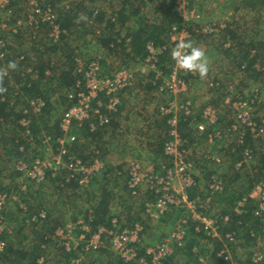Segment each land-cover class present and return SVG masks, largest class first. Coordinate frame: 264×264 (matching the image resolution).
Returning <instances> with one entry per match:
<instances>
[{"label": "built area", "instance_id": "1", "mask_svg": "<svg viewBox=\"0 0 264 264\" xmlns=\"http://www.w3.org/2000/svg\"><path fill=\"white\" fill-rule=\"evenodd\" d=\"M74 1L65 0L58 6L64 7L66 10H74L75 6L72 4ZM204 1H176V11L182 18V25L200 22L201 15L196 9L190 7L196 8V5ZM16 9L20 13H17ZM110 21L113 22L114 19H110ZM89 24L92 27L94 37H100L101 29L106 26L105 23L96 25L92 24L91 21ZM43 30H45L44 37L48 39L45 42L51 41L53 44L60 41L61 34H66L57 24V10L54 6L43 4L38 0H0V68H5L9 58H12L13 46L11 41L21 37L24 33L29 42L36 43L39 50H44L42 43H39L40 33ZM194 32L206 36L217 32V29L209 24H203ZM191 37L192 34L186 29V26H182L180 30L173 26L167 32L168 42L166 46L159 47L148 41L144 47V57L140 61L142 66L140 74L148 77L146 83L155 87L159 94L166 92L171 97L156 107L159 117L167 118L168 130L163 144V154L166 160L158 165L150 164L146 167H142L137 161H131L126 164L124 170L115 172L118 179L125 175L126 187L131 196H138L140 187H145L147 191L145 202H151L149 204L144 202L146 204V209L144 205L145 216L154 220L164 215L168 207H181L183 203H187V200L190 199L186 192L195 186V180L192 176L194 165L189 160V145L180 135L178 122L179 116L189 117L193 115L194 111L193 105L187 97L190 89L182 78L183 75L190 72L179 69L174 61L168 71L165 72L161 64L162 54L167 48L174 47L178 38L188 39ZM131 41L132 38L129 33L117 31L108 50L116 53L121 50L122 46L129 47ZM101 60L102 58L98 56L92 60L83 61L84 63L81 62L82 60L76 59L77 65L74 68L76 79L73 83L76 97L72 94L69 95V98L74 102L59 120L60 135L58 137L53 138L50 134L43 135L38 139L33 137L30 130L31 122L26 116L30 112L38 113L44 106V102L41 98L27 101L28 106L23 109V117L18 122L21 127V135L30 144H34V140H38L42 149L50 151V158L48 159L44 157H34L28 160L21 158L12 162V170L32 184L42 185L48 177H51L56 180V185L61 189H67L73 184L78 188L86 189L100 174L103 166L99 161V150L94 149L91 157L84 161L82 158L73 155L70 151V144L68 143L67 147L66 141L72 133L73 126L79 129L82 124L89 120H92L88 123L90 133L106 131L110 121L108 119L119 111L121 93L136 85L135 74L130 69L122 66L113 68L109 72H103ZM15 61L19 66L14 73H19L21 77L28 75L31 79L37 77L38 72L34 71V65L30 66L31 60L25 53L19 52ZM44 74L48 76L50 73L46 71ZM3 86L7 91L1 95V100L22 94L19 91L22 84L13 81L10 71L4 79ZM207 87L209 90H215L219 89L221 85L219 82L212 81L207 84ZM260 98L261 95L257 94V89H254L244 98H227L225 104L232 112L231 121L226 126L207 133V141L212 143L214 140L230 139L229 144L244 146L249 136L257 138L260 130L264 128V117H260L256 121V111ZM71 100L70 102H72ZM12 102L11 104H13ZM201 118L202 122L197 123L194 128L198 134L208 132L210 127L217 124L218 109L212 105L206 106L202 111ZM200 156L202 160L205 159L213 164L221 163V158L215 154L202 152ZM252 160L251 151L244 149L241 161L235 164V169L239 170L243 166H248ZM175 180H178L181 190H176L172 186ZM222 184L223 181L217 174L210 176L205 197L202 199L197 196L188 203V210L195 209L197 214L190 212L189 218L176 221L170 234L162 238L157 244L145 248L142 255H139L138 248L143 246L140 244L143 226L140 223H134L128 227L118 226V220L114 217H112L109 228L100 226L95 231L89 225L90 216L87 220L79 217L75 221L56 229L52 235L46 236L45 240L52 241L66 253L76 252L78 257L72 259L70 264H81L84 256L88 253L98 252L106 247L112 250L116 257L125 264L131 262L136 264H163L174 253L175 248L184 246L189 225H193L195 232H204L208 238L216 242L217 248L213 247L210 250L211 252L216 250V257L223 260L224 264H245L233 258V247L236 245L238 237H241L245 232H249L252 238L254 235L257 236L252 228V223L246 220L249 213L251 218L258 223L260 232L264 234V173L252 191L236 200L232 210L234 215L240 219L234 227L230 226L229 215L213 217L208 213L211 210L213 196L224 189ZM20 189L24 191L25 185L23 184ZM7 201V196L0 193L1 213L5 212L3 210L6 208ZM29 217H31L29 220L31 223L37 222L39 219L43 221L46 218V211L41 209ZM4 233L10 234L11 230L5 225V217L1 214L0 236ZM218 246L221 247L218 249ZM2 250L3 246L0 242V253ZM193 252L196 253V249H193ZM206 258L201 256L198 261L201 264H207ZM40 259L39 264H41ZM246 261L249 264L264 263V251L253 248L246 257Z\"/></svg>", "mask_w": 264, "mask_h": 264}, {"label": "rangeland", "instance_id": "2", "mask_svg": "<svg viewBox=\"0 0 264 264\" xmlns=\"http://www.w3.org/2000/svg\"><path fill=\"white\" fill-rule=\"evenodd\" d=\"M247 1L248 0H205L204 2L196 5V8L194 6L190 7L196 9L199 15H201L200 22L190 23L191 34L193 35L190 38V40L195 42L196 45L200 46L204 50H207V55L209 56L210 59V71L205 79H201L197 74L194 73L191 74L193 76L192 79L187 78L190 84L189 89L193 90L194 98L192 96L191 98H193L194 101V110L197 117L198 114L201 112V105L198 106L196 104L197 101L200 99V96L197 94V91L199 90L198 89L199 86L200 89L203 91H204V86H206L207 92L205 91V93L208 96V98L211 99L209 104L210 106L211 105L215 106V108L218 109V116L222 118L226 117V119L223 120V124L226 122L228 124V122H230V118L232 115L231 110L223 102L224 98L226 99L239 98L240 96H243L244 93L246 94L247 92H249V90L257 89L259 87L261 90V103L256 111V116H257L256 119L258 120L260 117H264V105H262V103L264 104V85H263L264 78H259L258 79L259 81L256 82L253 80L254 79L253 73L240 69L238 65L240 56L242 57V55H244V53L247 50V40L253 38H255V40H264V9L256 8L253 11L245 10L243 5H245ZM90 2L88 0H83V2L79 4L78 11L80 12V14L83 13L87 15V10L88 9L90 10L91 6L97 5V2L98 3L100 2V4H103L105 6L104 7L105 11L102 13L104 14V19L101 22V24L105 22L107 24V27L110 29L107 28L105 29L106 31L104 32L101 31L100 36L103 37L115 36L117 31H122L124 29L123 26H120V22L119 20H117L116 13L118 14V12L122 10L121 8H123V2H125V0H95L94 3H90ZM130 2L132 3V0H130ZM133 4L136 6H140L142 8L141 9L142 13L146 16L147 18L146 20L149 23L155 22V24H159L161 22L160 20L165 10L164 8L165 5L163 7V0H134ZM133 4L132 7H126L127 10V12L125 11L126 14L129 15L130 10L135 9V6ZM17 13H20V11L18 12L17 10ZM110 19L111 20L114 19V21L111 22ZM132 20L134 19L131 18L130 22L128 21V23L131 25V28L135 26ZM110 22L115 25L114 29H112L109 26ZM129 24L127 26L128 28H129ZM203 24L204 25L209 24L213 26L214 28L217 29V32L206 36L196 35L197 33H195L194 31L200 28L201 26H203ZM223 24L228 26L229 33L234 32L232 31V29L233 30L236 28L240 29V31H237L239 33L238 35L234 33L235 35H234V39L232 40L233 42L229 43L230 45L236 44V47H232L234 49L231 48L225 49L226 47L225 48L223 47L222 43L225 36L227 35V31H222V32L219 31V25H223ZM44 31L45 30H43V32L40 33V37H39L40 44L48 43L45 42L48 41V39L44 37L43 35ZM79 33L72 34L68 38L64 39L63 42H61L63 43L61 44V46L66 44V47L62 46L63 50L56 53V56L51 57L54 63L56 61L59 62V58H58L59 53L62 54V57L65 54L73 55V53L75 54L77 53V56L82 58L83 57L86 59L93 58L92 56L94 54L93 53L94 51L91 45L97 44L98 38H94V36H92L90 32L85 29V27L80 29ZM11 44H15L17 48L12 49V58H9L8 62L13 60L15 61V58L18 55V53L22 52L25 53L27 57L31 60L30 66L36 63L38 65L40 62L42 64L47 63L48 54H43V57L39 58L38 56L39 54L37 53L38 51L37 44L29 42L28 37L26 36L25 33L24 35L22 34L21 37L13 39L11 41ZM58 45L60 46V43ZM254 45L255 43L253 42V46ZM135 62L134 61L128 62L126 66L135 74L136 84L137 81L139 80L138 82L140 85L137 84L135 88V92L132 95L133 100L129 102H125V105L123 107V110L128 111L130 120L126 122L131 125L130 129L132 130L131 132L126 131L124 136L123 133H120L119 131L122 130L124 132L126 130L125 127L120 126L121 127L120 129L114 131L112 128L107 127V130L110 133L111 140L117 142L120 141V139L122 140L121 136H123L125 140L130 141L131 137L129 135L132 134L133 132H136L138 128L139 130H141V133L138 135L139 138L136 135L133 137V139H135L139 143L151 144L150 142H152L153 144L154 140L157 139L158 137L149 136V131L150 128H156L155 126H153L154 123H152L151 117L156 118L157 112L155 107L157 106L156 103L153 104L152 102V98L154 96L152 95L153 93L147 92L149 94H145V90L143 89V87L141 88V86L145 85L146 78H143L145 75L140 74V68L142 67L141 62L140 61L137 62V65L135 64ZM109 65L110 63L105 62V71H111L108 67ZM120 65H121V58L120 56H118V58H116V63L111 64V66L125 67V65L123 64L121 66ZM212 81L219 82L222 88L220 87L219 89L209 90L207 84ZM261 82H263V84H261ZM225 90L226 92L224 93ZM124 92L125 94L128 93L127 90H125ZM154 97L155 99L165 98L166 100L164 102L168 101L171 98L168 94H165L164 97L162 96H154ZM53 99H51L50 101L51 103ZM52 107L53 108L50 110L51 118L48 119V121L45 124L47 125V128L51 130L54 129L53 125L56 123V120L58 122V120L60 119L59 117L61 116V113L65 110L66 106H65V102L60 101L56 104H53ZM116 114L111 115V118H109L108 120H113L114 123L115 120L118 121L114 117ZM220 121L221 120H218L217 125L219 128H222L224 127V125L223 124L220 125L219 124ZM200 122H202V120L198 119L197 123ZM120 123L122 124L121 121ZM81 126L82 127L79 129H77L76 126H73L72 133L70 134V137L66 141L67 147L69 143L70 151L73 153V155L80 158L82 157L87 158V160L89 159V156L93 151L92 149L97 148L98 150H100V152L103 151V156L101 152V157L99 159L100 163L103 166L102 169L100 170V174H102V172L105 173L106 171H108V169H111L112 173L107 172L104 175V177L106 179H110V178L111 179L113 178L114 180L116 179L115 182H111L109 185L110 189L112 187V191L114 195L110 206V210L112 212L111 214L113 215L114 218L118 220V224H119L118 226L128 227L134 223H140L143 226V231L140 234L141 245L148 248L150 246L157 244L162 238L170 234L173 227L175 226L176 221H179L186 217L189 218L191 213L197 214L195 209L189 208L190 210H188V203L190 202V200L194 199V197L192 199L189 197V190H188V192L186 193L190 200H187V203H183V205H181L182 208L180 206L168 207L166 209L167 210L166 213L162 215L163 219H161L160 217L154 220V219H150L149 217H146L145 216L146 204H149L151 202H147V203L145 202L147 199V195H146L147 191L145 187L144 186L140 187L138 191V196H131L126 187L125 175L119 177L118 179L116 177L115 172L117 170H124L126 164H128L131 161L139 162V164L142 167H146L150 164L158 165L160 164L159 161L164 160L163 150L161 151L162 153L157 152L155 154V155L161 154V157L158 156L156 157L154 155L153 156L154 158L146 159L147 157L146 155H148V153L146 152L149 149H147L146 152L142 155L141 154L142 151L138 150L140 148H137L136 146L132 145L131 150L124 149L125 154H122L120 155V157L119 156L117 157L118 153L115 154L116 153L115 151L106 150L107 147L105 143H108V140H110L109 137L108 139L107 137L105 138L98 137L93 142H90L89 138L86 136V133H84V130L82 129L84 124H82ZM41 131L42 133L41 134L37 133V135L38 134L39 135L38 137L35 138L38 139L41 138L43 135H47L45 134V132H43V130ZM6 134L8 136L11 135L14 136L17 135V132H15V130H11L6 132ZM261 138H262L261 139L262 148L260 150V146L259 145L257 146L258 150H260L258 153L264 151V134L262 135ZM192 140H193L191 141L192 143L194 141H198L196 142L199 145V147L197 148L200 149L204 148L203 150H208L206 149L207 145L209 144L207 138L202 139L201 135L193 134ZM226 140L227 139L220 140V143H215L216 141L214 140L213 146L218 147L222 150L225 149V147L226 148L231 147L232 144H229L230 139L227 141ZM157 141L159 140H156L155 142ZM192 143L190 145L191 147L188 146V148L190 150L189 160L194 165V168L192 170V176L195 180V186L191 187L190 189L202 188L203 191L205 192L207 183L210 181V176H212L213 174H217L223 181L222 184L223 187H224V180H226V183L229 182V184H232L230 187L231 191L228 193H231L233 195H237L238 193H243L244 195V194H248L250 191L253 190L252 188L251 190L247 191L248 190L247 186L249 184L247 178L250 177L249 175H247V173L249 174L250 168L252 169L254 163L255 164L257 163L258 159L256 157L253 158L251 164H249L248 166H243V168L239 170L232 168L228 159L221 160V163L218 165L213 164L212 162L207 161L205 159L204 160L207 164L202 163L203 160H201V162L199 163L197 161L198 159L197 152L195 151V149L192 150L193 147L196 148V145H193ZM107 145L109 146L110 144ZM133 148H136L137 151L136 149L133 150ZM29 151L30 152L27 153V155L29 156L28 159L34 157H44L45 159L50 158V151L48 152L42 149L40 144L34 143L32 146H30ZM240 155H242V153ZM102 157H104V159ZM11 160H13V158H9L7 149L5 150V147H3V145L0 143V184L8 190L7 193L9 199L6 208L3 211H6L5 225L8 227L9 230H11L12 228L14 229L17 226L18 221L21 220L22 215L25 217L28 216L27 212L31 213L32 215V213H34L38 209H44L46 211V218L43 220V222L42 221L36 222L37 225L33 226L35 231H42L43 225H45V227L49 229L54 226H57L58 223H60L62 224L63 227L67 223L73 222L79 217L81 218V216L84 218V214H86L85 213L86 209L93 204L92 203L93 199L96 198L97 195L100 194L102 191V187L100 186V184H95L93 187L89 186L86 189H81L78 187L74 189H68L71 188V186L68 187L67 189H61L59 187L57 189L55 187L56 186L55 184L49 183L47 181L44 184L39 185L42 186V188H37L36 185H33L30 181H26L25 184H27L28 186L27 189L28 192L26 191V194H22L21 190L19 189L21 183L24 180H22L21 177L14 180V176L11 172L12 170ZM110 160L114 161V164L113 165L110 164V166H108L107 170L105 171L104 162ZM211 169L212 172L210 171ZM209 173L212 174L209 175ZM235 176L239 177V179L234 180ZM172 186L176 190H181L178 180H175L172 183ZM16 189L18 190L19 193L16 191ZM216 195L213 196L211 203L214 201ZM225 199H226L225 196H221L219 198L217 196L215 199L216 203L211 205V210L208 212L209 215L213 217L216 215H220L221 210L224 207L230 206L229 200L226 202ZM235 203H233V206H235ZM144 205H145V209H144ZM25 206L29 207L30 211L25 210L26 209ZM25 223L28 224V221H25ZM251 223L253 225V222ZM31 228L32 225L26 227V230L24 231L23 235H20L19 239L15 237L12 240L13 243L16 244L17 241L23 240L26 247L35 244L34 242L35 235H33L32 233L33 228L32 229ZM256 229L258 231L256 232L257 236L254 235V237L252 238L250 237L249 232H245V234L243 233L241 237L238 238L236 245L233 247V255H234L233 258L235 260L246 264L247 263L246 257H248L249 253L253 250V248L258 250L261 249L264 251V234L260 232L258 226H256ZM52 234L53 233H47V235H52ZM197 234H199V232H197ZM198 240H200V238ZM203 240L204 239H201L200 242H202ZM203 243L205 244L207 250L209 249V251H211L210 249H212L213 247L217 248L216 242L204 240ZM1 244L3 245V242H1ZM186 244L187 241H185L184 246H186ZM105 249L107 251L106 253L102 252L101 251L102 249L98 252L88 253L86 256H84L82 260L84 262L83 264H105L109 260H116L115 258L116 255L112 252V250H110L107 247ZM205 256L208 257L209 255L205 254ZM59 259L60 257L58 255V250L56 249L55 246L51 244V245H47L45 256H43L42 259H40V262L41 264H62L63 260L60 259L59 261ZM176 260H178L177 262L181 264L188 261L189 258L187 256V253L179 252V254L176 255Z\"/></svg>", "mask_w": 264, "mask_h": 264}, {"label": "trees", "instance_id": "3", "mask_svg": "<svg viewBox=\"0 0 264 264\" xmlns=\"http://www.w3.org/2000/svg\"><path fill=\"white\" fill-rule=\"evenodd\" d=\"M65 0H38V2H43V4H49L51 6H54L57 10V24L59 25L60 29L65 31L66 34L60 36V41L56 44H53L50 42L42 44L44 45V50H39L37 48V53L39 54V58L43 57V54H49L52 55L54 53L57 52V50H63L62 46L66 47L65 45H62L63 40L68 38L69 36H71L72 34H77L79 33V30L84 28L86 30H88L90 32V34L92 36H94V34L92 33V27L89 24V22L91 21L92 24H96V25H103L105 22H103L101 24V22L104 19V14H102L105 11V8L100 6V5H95V6H91V9L87 10V16L89 17L87 22H80L77 23L76 22V18L77 16L80 14V12L78 11L79 8V4L81 2H83V0H75L72 4L75 6L74 10H66L64 7L58 6L61 2H63ZM90 3H94L95 0H88ZM125 0V2H123V8H121L122 10H120L118 12V14L116 15L117 20H119L120 22V26H123L124 23L126 22H130L131 18L134 19L132 20L134 25H135V30L133 31V28L128 31L129 35L132 38L131 44L129 47H121V50L117 51L116 53L118 54L116 56V58H118V56H122L123 51L125 49H129V55H133L134 58H136L139 61H141L144 57V47L145 44L148 41L153 42L155 45L159 46V47H163L166 46V43L168 42V38H167V32L170 28H172L173 26L177 27L179 30L182 29V26H186V29L191 33V24H184L182 25V18L179 17L178 12L176 11V1L177 0H163V7L165 5V10L163 13V16L161 18V22L159 24H155V22L153 23H149L146 19V16L142 13L141 11V7L140 6H136L134 5V0H132V3L129 1ZM206 3V2H205ZM98 4V2H97ZM132 4L135 6L134 10H130V16L128 14L125 13L126 7H132ZM245 10H249V11H253L256 8H262L264 9V0H248L245 5H243ZM129 9V8H128ZM258 9V10H259ZM96 12V13H94ZM108 23V20H107ZM106 24V23H105ZM190 25V26H188ZM112 29L115 28V25L112 24L110 22L109 25ZM107 24L104 28H102L101 30L104 32L106 31L105 29H107ZM110 29V28H108ZM129 30V28H128ZM110 31V30H109ZM233 31V30H232ZM126 32V31H125ZM234 33H236L237 35L239 34L238 32H228L227 31V35L225 37H228V40H233L234 39ZM80 34V33H79ZM200 35V34H197ZM79 36V35H78ZM193 36V35H192ZM113 37L114 36H107V37H94V38H98L97 39V43H99L101 46L105 47L104 49H106L109 45V43H111L113 41ZM254 39V40H253ZM250 39L247 42V50L244 53V55H242V57L240 56L238 65L239 68L242 70H246L247 72H251L253 73V80L254 81H259V78H264V40H255V38ZM188 40H190V38H188ZM253 42L255 43V45L253 46ZM60 43V46L58 45ZM232 47H236V45H230L228 48L225 49H234ZM173 48V46H171V48H167L166 51H164V53L162 54V58H161V64L162 69L167 72L168 68L173 64V60H171V56H170V52L171 49ZM75 51V50H74ZM72 52V49H71ZM109 51L107 50L106 53L103 55L105 58V62L106 59H108L109 55L107 54ZM128 55V56H129ZM76 59L80 60L83 59L82 57H79L77 55H72V54H65L62 57V54L60 55V66H58V61H56L55 63L52 61L51 57L49 59H47V63L46 64H42L41 62L37 65L34 64V71H37V77L35 79H31L29 78L30 76L25 75L24 77H21V75L19 73H14L13 71H10L11 77L13 79L14 82L18 83V84H22V88L19 90L22 92V94H20L19 96H15L13 98L7 97L4 100L2 99V94H0V143L3 145V147H5V150L7 149L8 152V156L9 158H13L14 160H18V159H28V155L27 153L30 152L29 148L30 146H32L33 144H30L28 142L25 141V138L21 135V127L18 125L19 120L23 117L22 116V111L23 109L28 106L27 101L33 100V99H37V98H41L44 102V106L42 107V109L38 112V113H32L30 112L26 117L29 119V121L31 122V133L33 135V137H38L39 134L42 133L41 130H43V132H45V134H50L53 136V138L58 137L60 135V130H59V120L53 125L54 129L51 130L49 128H47L46 122L48 121V119L51 118V109L53 108L51 105V99H55L56 103L63 101L65 102V110L61 113V116L59 118H61L63 116V114H65V112L73 105V100H71L69 98V95L72 94V96L74 95V97H76V92L74 90V86L73 83L75 82L76 76H74V68L77 65L76 63ZM64 60V62H63ZM85 61V60H84ZM83 62V61H81ZM104 62V63H105ZM51 63H53L51 65ZM84 63V62H83ZM126 68H128L125 65ZM243 67V68H242ZM113 68H117V66L113 67ZM112 68V69H113ZM129 69V68H128ZM46 71H49V75L46 76L44 73ZM109 72V71H107ZM250 73V74H251ZM143 78H146L145 76ZM182 78L184 79V81L187 83L188 87L190 86L187 78H193V76L191 74H186L183 75ZM148 77L146 78V82H147ZM144 86H141V88L143 87V89L145 90V94H149L151 91L153 93L154 96H162L164 97L166 92H162V93H158L157 89L155 87H153L150 83H146ZM261 84H263V82H261ZM29 85V86H28ZM47 85V88H46ZM264 85V84H263ZM135 87V86H134ZM134 87H132L131 89H133ZM222 88V87H221ZM259 88V87H258ZM257 88V94L261 95V90L260 88ZM129 89V90H131ZM254 90V89H253ZM252 90V91H253ZM251 91V92H252ZM149 92V93H147ZM226 92V90L224 91V93ZM250 92V93H251ZM60 93V94H58ZM158 93V94H157ZM249 92H247L246 94L244 93L243 96H240L241 98H244L246 95L250 94ZM54 96V97H52ZM225 99L223 100V102L225 103ZM235 99V98H234ZM70 100L72 102H70ZM11 101H13L11 104ZM261 103V98H260V102L259 105L260 106ZM255 105L257 106V103H255ZM262 105H264L262 103ZM202 111L198 114V117L195 114V111H193V115L189 116V117H184L183 115L179 116L178 118V122H179V132L180 135L187 141L188 145H190L193 141L192 140V135L194 134H198V132L194 129L195 125L197 124V120L198 119H202L201 118V114ZM58 115V114H56ZM117 115V114H116ZM115 115V116H116ZM114 116V117H115ZM113 117V118H114ZM161 118V117H159ZM155 119V118H154ZM226 117L222 118L218 116V120L220 121V125L223 124V120H225ZM92 120H89L88 122L84 123L83 126V130L84 133H86V136L89 138L90 142H93L96 138H101L102 137V131L99 132H95L94 134H91L88 130V123L91 122ZM231 121V119H230ZM257 121V119H256ZM161 124H166L167 123V118H163L161 120ZM218 123V122H217ZM41 125V126H40ZM167 125V124H166ZM224 126L227 125V122L223 124ZM108 128H112L113 130L117 128V124L116 122L114 123L113 120H110L108 125ZM218 125L216 124L213 127H210L208 129V132H205L203 134H199L202 136V139H206V134L209 133L210 131L214 130V129H218ZM11 130H15V132H17V135L14 136H8L6 134V132L11 131ZM167 130L168 128H166L163 131V135L164 137H162V139L160 140V142L158 143V146L156 147L158 149L159 153H162L161 151L163 150V144L165 142L164 139H166V134H167ZM263 130L261 129L258 137L257 138H251L250 136L247 139V142L244 146H237L236 144H232L231 147H228V151L230 153V165L232 168H235V164H237L239 161H241V153L243 152L244 149H249L253 155V158H257V163L254 164V166L252 167V169L250 168L249 174L247 173V175H249L250 177H248V190H251L254 185L262 178L263 173H264V151L261 153H258L261 150V137L264 134ZM37 133H39L37 135ZM83 133V134H84ZM90 136V137H89ZM219 142V141H217ZM33 143H37L39 144V141L34 140ZM260 146V150H258L257 146ZM9 147V148H7ZM96 147V146H95ZM226 149V150H227ZM93 150V149H92ZM92 154V152H91ZM91 154L89 156V158L91 157ZM156 154V153H155ZM161 157V154H157L156 157ZM82 159L84 161H87V158H83ZM164 160H166V158L164 157ZM163 160V161H164ZM163 161H159V163L163 162ZM12 162V160H11ZM13 176H14V180L18 179L20 177L19 173H16L15 171H11ZM109 172L112 173L111 169H108V171H106L105 173L99 174L97 177L93 180V182L90 184V187H93L95 184H100V186L102 187V191L100 194L97 195L96 198L93 199V204L90 205L87 209H86V214H84V218H88L89 216L91 217V221L89 222V225L91 227V229L93 231H95L98 227L102 226V227H106L109 228L110 227V222L112 220L113 215L111 214V210H110V206H111V201L113 199V191H112V187L111 189L109 188V185L111 182H115V180L112 178L110 179H106L104 177V175ZM212 174V173H211ZM209 173V175H211ZM103 177V178H102ZM234 180H238L239 177L235 176ZM13 180V182H14ZM233 180V182H234ZM11 182V183H13ZM47 182L55 184L56 185V180L52 179L51 177H48ZM232 183V182H231ZM73 184V183H72ZM35 185V184H33ZM232 184L226 183V180H224V190L217 193V195L214 198V201L212 202V205L215 204L216 202V197L218 196H225L226 199L225 201L227 202L229 200V204L230 206L228 207H224L221 210V214L220 215H229L230 217V221L232 222L230 224L231 227H234L236 225V222L240 219L239 217H236L233 213V203H235V201L240 198L241 196H243V193H238L237 195H233L231 193H228L231 191L230 187ZM37 188H42V186L36 185ZM58 189V185L55 186ZM229 187V189H228ZM16 188V187H14ZM77 188L74 184L71 185V188L68 189H74ZM28 186L27 184L25 185V190L22 191L21 189V193L22 194H26V191L28 192ZM206 188H205V192H206ZM16 191L18 192V190L16 189ZM8 190L6 188H4L1 184H0V193L4 194L5 196L8 197ZM205 192L203 191L202 188H192L189 190V197L192 199L193 197H197L199 196L200 198H204L205 197ZM19 193V192H18ZM245 193V192H244ZM245 195V194H244ZM27 211H30L29 207L25 206ZM41 209L36 210L35 212H38ZM44 210V209H42ZM34 212V213H35ZM5 212L1 213L0 215H4L5 216ZM28 216H23L21 217V220L18 221L17 226L13 229H11V233H4L3 235L0 236V242H3V250L0 253V264H39V259L42 258L43 256H45V251H46V247L47 245H53L56 247V249L58 250V255L60 257V259L63 260L62 264H70L71 260L74 258L78 257V254L76 252L73 253H66L63 249H61V247L53 244L51 241L49 240H45V237L48 236L47 233H53L54 230L58 227H62V224L58 223L57 226H54L52 228L47 229V227H45V225L42 226L43 230L42 231H35V229L33 228L34 225H37L36 222L31 223L29 220L31 217H29L31 215V213L27 212ZM82 217V216H81ZM161 219H163V216H161ZM247 221L253 222V229L255 232H258L256 229V226H258V223L251 218L250 213L248 214V216L246 217ZM25 221H28V224L25 223ZM41 221L40 219L37 221L39 222ZM43 222V221H42ZM192 224V223H191ZM32 225V233L33 235H35V239L34 242L35 244H33L32 246H27L25 245L23 240H19L17 241L16 244L13 243V239L16 237L19 239L20 235H23L24 231L26 230V227ZM242 234V231H241ZM26 238V237H25ZM195 238V239H194ZM200 238L204 239V240H208L211 241V238H207L206 234L204 232H200L199 234H197V232H195L194 230V226L190 225L189 230L187 231V237H186V241L187 244L186 246H183L182 248H175L174 249V253L169 256L167 258V260L163 263V264H180L179 262H177L178 260H176V255L179 254V252H184L187 253V256L189 258L188 261L181 263V264H201L198 259L199 257L203 256L206 257L205 254L209 255L206 258L207 264H224L223 260H221L220 258L216 257V250L214 252L209 251V249L207 250V248L205 247V244L202 242H200V240H198ZM239 238V237H238ZM30 247V248H29ZM221 246H218V249ZM145 246L139 247L138 252L139 255L144 254V250H145ZM193 249H196V253L193 252ZM217 249V250H218ZM206 250V251H205ZM102 252L106 253V249H102ZM75 253V254H74ZM114 256V255H113ZM115 257V256H114ZM116 260H109L107 261L105 264H125L121 259H118L117 257H115ZM59 259V261H60ZM58 263V262H57ZM84 262L82 261L81 264H83ZM241 263V262H240ZM130 264H136L135 262H131ZM249 264V263H247ZM264 264V263H262Z\"/></svg>", "mask_w": 264, "mask_h": 264}, {"label": "crops", "instance_id": "4", "mask_svg": "<svg viewBox=\"0 0 264 264\" xmlns=\"http://www.w3.org/2000/svg\"><path fill=\"white\" fill-rule=\"evenodd\" d=\"M100 2H103V1H100ZM100 2L97 4V5H100V6H102V7H105L103 4H100ZM140 9H142V8H140ZM142 11V10H141ZM116 15H117V13H116ZM128 22H126V23H124L123 24V30L122 31H126L127 33H128V31H130L132 28H131V25L129 24V30H128ZM233 30V29H232ZM133 31H136L135 30V26H133ZM219 31H228V26L227 25H219ZM233 31H235V32H237V31H240V29L239 28H236V29H234ZM226 33V32H225ZM224 33V34H225ZM249 40H247V42H248ZM231 42H233L232 40H228V37H225L224 38V40H223V47L225 48H227V46L229 45L230 46V44L229 43H231ZM109 45H110V43H109ZM109 45H108V47L106 48V49H104L105 47H103V46H101L99 43H97V44H95V45H91V47L93 48V58H90V59H86V58H84L83 57V59H82V61H89V60H92V59H94L95 57H101L102 58V60H101V62H102V64H103V66H102V71L103 72H107V71H105V58H104V54L106 53V51L108 50V48H109ZM233 46L234 45H236V44H232ZM248 45V44H247ZM12 46H13V48H17V46L15 45V44H12ZM45 47V46H44ZM24 51V50H23ZM59 51H61L60 49L59 50H57V52L56 53H58ZM109 51V50H108ZM129 51H130V48L129 49H125L124 51H123V53L124 54H122V56H120V58H121V65L123 64V65H127V63L128 62H135V60H136V62H135V64L137 65V59L136 58H134V56L131 54V55H129L128 53H129ZM206 51V53H207V50H205ZM56 53H54V54H52V55H49L48 54V56H47V58L49 59L50 57H52V56H56ZM99 53V54H98ZM74 55H77V53L75 54V53H73ZM98 54V55H97ZM108 55H109V57H108V59H106V63L108 62V63H110V65L108 66L109 67V69L110 70H112V68L114 67H112L111 66V64H114V63H116V59H115V57L118 55L117 53H113L112 51H109L108 53H107ZM60 53H59V55H58V58H59V60H60ZM129 55V56H128ZM63 62H64V60H63ZM58 66H60L61 64H60V62H58ZM120 65V66H121ZM107 67V68H108ZM137 79H138V77H137ZM139 81V80H138ZM137 81V84L138 85H140L139 84V82ZM137 84L135 85V87L133 88V89H131V90H127L128 91V93L127 94H125V92H122L121 93V96H120V98H121V100H120V107H119V111H118V113H117V115L115 116V118L119 121H116L115 120V122H116V124H117V128L116 129H114V130H118V129H120L121 127L120 126H122V127H125L126 128V130L123 132L122 130H120L119 132L120 133H123V136H124V134H125V132L126 131H128V132H131V130L132 129H130V127H131V125L130 124H128L126 121H128V120H130V117H129V114H128V111L127 110H123V107H124V105H125V102H129V101H131V100H133V97H132V95H133V93L135 92V88H136V86H137ZM199 90L197 91V94L200 96V99L197 101V105L198 106H200L201 105V110H203L206 106H208V105H210L209 104V102L211 101V99H209L208 98V96L206 95V93H205V91H206V86H204V91L203 90H201L200 89V86H199V88H198ZM252 90H249V93L251 92ZM207 92V91H206ZM151 93H152V91H151ZM129 94H130V96H129ZM127 95V96H126ZM153 95V94H152ZM191 96L194 98V96H193V90H189V93H188V98L192 101V105H193V109H194V101H193V98H191ZM125 97H126V99H125ZM149 99H151V98H149ZM166 99L165 98H162V99H159V98H156L155 99V97L153 96V98H152V102H153V104L154 103H156V106L157 105H159V104H162L161 102H164ZM165 103V102H164ZM51 104H56V100H52V103ZM156 108V107H155ZM195 111V110H194ZM151 119H152V123H154V125L153 126H155L156 128H150V131H149V136H153V137H158L157 139H155L154 140V143L152 144V142H150L151 144H149V143H139L138 141H136L135 139H133V137L134 136H138L140 133H141V130H139L138 128H137V130H136V132H133L132 134H130L129 136L131 137V140L130 141H128V140H125L124 139V137L123 136H121L122 137V140L120 139V141H117V142H114L113 140H111V136H110V133L108 132V130L107 131H102V138H105V137H107V139H108V137H109V139L110 140H108V143H105V145H106V150H113V151H115L116 153L115 154H117V157L119 156L120 157V155H122V154H125L124 153V149H127V150H131V148H132V145H134V146H136L137 148H140V149H138L139 151L141 150L142 151V155L146 152V150L147 149H149L146 153H148V155H146L147 157H146V159H151V158H154L153 156L155 155V153H157L158 152V149L156 148L157 146H158V143L160 142V140L162 139V137H164V135H163V131L166 129V128H168L167 127V125L166 124H161L162 122H161V120L163 119V118H159V116H158V114H156V118L154 119L153 117H151ZM120 121L122 122V124L120 123ZM136 127V126H135ZM113 130V131H114ZM99 132H101V131H99ZM91 134H94V133H91ZM104 136V137H103ZM130 137H127V138H130ZM138 138H139V136H138ZM156 140H159V141H157V142H155ZM196 142H198V141H194L192 144L193 145H196V148L195 147H193L192 148V150L193 149H195V151L197 152V161L200 163L201 162V160H202V158H201V156H200V153H202V152H210V153H213V154H216L217 156H219L220 158H221V160H224V159H230V153H229V151H228V149L225 147V149H220V148H218V147H214L213 145H214V142H212V143H209L208 145H207V147H206V149H208V150H203L204 148H197V147H199V145H198V143H196ZM117 143V144H116ZM200 143V142H199ZM215 143H220V141L219 142H215ZM107 144H110L109 146L107 145ZM104 145V146H105ZM191 145V144H190ZM189 145V146H190ZM191 147V146H190ZM201 147H203V146H201ZM94 149H96V150H98L97 148H94ZM93 149V150H94ZM134 149H136V148H133V150ZM227 149V150H226ZM224 150H226V151H224ZM136 151H137V149H136ZM99 152H100V150H99ZM102 152V156H103V151H101ZM101 152H100V157H101ZM140 153V152H139ZM140 154V155H141ZM156 156V155H155ZM103 159H104V157H102ZM126 158V157H125ZM223 158V159H222ZM155 159H156V157H155ZM124 161V160H123ZM118 163V162H117ZM202 163H204V164H207L206 162H205V160H203L202 161ZM223 163V162H222ZM104 164H105V171L107 170V167L108 166H110V164L111 165H113L114 164V161H112V160H110V161H107V162H104ZM222 165V164H221ZM214 166H216V165H214ZM120 167V166H119ZM214 170H215V168H214ZM104 171V172H105ZM211 172H212V169L210 170ZM220 172V171H219ZM103 173V172H102ZM221 173V172H220Z\"/></svg>", "mask_w": 264, "mask_h": 264}, {"label": "clouds", "instance_id": "5", "mask_svg": "<svg viewBox=\"0 0 264 264\" xmlns=\"http://www.w3.org/2000/svg\"><path fill=\"white\" fill-rule=\"evenodd\" d=\"M88 19L89 17L86 14L81 13L77 16L76 22H87ZM170 56L179 69L197 74L201 79H205L208 76L210 71L209 56L206 51L196 45L195 42L184 38H178L175 42V46L171 49ZM17 68L18 64L14 60L9 61L5 68H0V94H4L7 91L3 86L6 75L9 71H15ZM20 177L24 180L20 185L21 188L23 184L26 185L25 182L28 180L22 176Z\"/></svg>", "mask_w": 264, "mask_h": 264}]
</instances>
